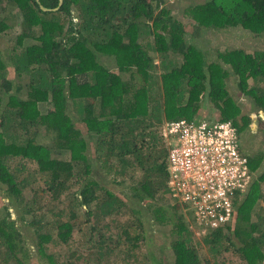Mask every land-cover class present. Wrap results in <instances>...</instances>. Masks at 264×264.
Instances as JSON below:
<instances>
[{
    "label": "trees",
    "instance_id": "trees-1",
    "mask_svg": "<svg viewBox=\"0 0 264 264\" xmlns=\"http://www.w3.org/2000/svg\"><path fill=\"white\" fill-rule=\"evenodd\" d=\"M40 1L49 9L43 10L36 0H0V35L14 27L8 21L11 16L2 13L9 7L20 13L13 48L0 46V184L21 209L19 219L0 218V264H26L33 250L24 230L32 223L36 258L42 264H58L57 254L47 245L69 244L82 208L96 218L91 233L99 235L97 247L107 246L112 253L124 246L120 240L109 241L115 235L106 233L97 217L130 215L121 233L129 243L125 257L134 256L132 249L139 247L145 228L143 219L132 216L129 201L142 207L158 202L153 216L158 223H168L174 236L172 264H227L230 260L221 255L231 249L243 264H264V207H254L264 199V149L254 156L242 152L257 176L238 194L232 220L194 240L184 208L169 197L168 146L159 139L165 141L163 122L183 118L230 120L240 137L252 117L229 91L232 76L237 91L257 110L258 143L264 147V48L220 46L214 60L207 62L202 37L203 31L234 28L262 37L264 0H196L185 6L192 31L163 0H63L61 5L60 0ZM103 58H113L115 67ZM178 59L180 65L175 64ZM25 76L27 82L22 83ZM204 100L219 109V118L200 116ZM41 104L48 109L43 111ZM43 131L50 143L38 141ZM53 150L69 151V158L54 157ZM16 160L36 167L21 176L25 165H12ZM109 167L133 180L127 198L97 181ZM26 188L33 192L29 201L23 197ZM45 192L52 200L66 195L69 201L68 218L62 219L67 210H54L56 238L34 216L37 196ZM18 220L23 222L20 227ZM204 248L211 255L203 260ZM87 250L86 264H103L105 256ZM81 258L79 254L64 264H79ZM160 263L166 264L164 258Z\"/></svg>",
    "mask_w": 264,
    "mask_h": 264
},
{
    "label": "rangeland",
    "instance_id": "rangeland-1",
    "mask_svg": "<svg viewBox=\"0 0 264 264\" xmlns=\"http://www.w3.org/2000/svg\"><path fill=\"white\" fill-rule=\"evenodd\" d=\"M165 1V5H167L171 9V14L180 22L186 25L187 30L192 31V21H190L187 17H185V6L191 3L196 2V0H163ZM76 11H72V16L74 17V21L76 24H78L79 20L76 18ZM2 16H11L9 18V22L14 25L13 29H10L6 32H4L2 35H0V46L1 48H7L9 50L10 48H13V44L15 43L16 36L19 34V27L17 26L20 20V13L12 7H9L4 13H2ZM17 21V23H15ZM16 24V25H15ZM202 37L205 38V49L207 50V62H211L214 60V51L220 47V46H229L234 48H244L248 51L250 50H256V49H263L264 48V35L262 37H253L250 34H247L242 29H229V30H208L203 31ZM5 38H11V39H5ZM210 52V53H209ZM103 61L106 65L109 67H115L114 59L113 58H103ZM156 65L159 67L158 73L161 74L164 70L161 68V65L159 63V57L156 55L155 59ZM176 65H180V59H178L175 63ZM171 66V65H170ZM27 76L23 79L22 83H26ZM26 85V84H25ZM228 88L231 92V95L236 99V101L241 105V107L244 109L243 112H249L252 117V123L246 131H244L240 137H239V148L240 151L243 153H248L251 156H254L255 153L260 151L264 147L258 143L259 136L258 131L260 129L259 122H258V113L257 110L251 107V102L249 100V97L245 94L238 92L235 86V83L233 81V77L228 78ZM25 89V86H24ZM24 92V91H23ZM48 104H41V109L43 111H46L48 109ZM255 110V111H254ZM219 109L215 108L214 106L207 105L206 100H204V106L201 110L200 116L202 118H219ZM261 115H264V112L260 110ZM201 118V119H202ZM196 119V118H195ZM164 124V122H163ZM162 124V126H163ZM162 126H160L161 132H162ZM160 132V130H159ZM158 132V135L160 136V133ZM164 136V135H163ZM38 141L43 143H50L51 139L49 136L45 135L44 131L42 134L38 135L37 137ZM161 142H165L162 140V138H159ZM158 147H161V143L157 142ZM54 157H59L62 159H68L69 158V151H63L59 152L57 150H53ZM111 163V161H110ZM112 163L116 165L119 168L118 160L113 159ZM25 165V169H22L21 176H25L27 173V168H33L36 167L35 164L29 163L28 161H21L16 160L13 162L12 165H17L22 167V165ZM131 174V173H130ZM254 178L257 176V172H253ZM253 179V178H252ZM124 180V181H123ZM102 185L106 186L115 194H119L121 197L127 198L130 196L131 193V185L133 180L127 179L126 175H120L116 172L115 169L112 167L106 168L101 171V173L98 175V180ZM252 181V180H251ZM122 182V183H121ZM37 184L39 185V180L37 181ZM42 186L46 188V185L42 182ZM79 186H77L74 191L78 190ZM29 195H27V192ZM23 191V197L24 201H29L32 197V190L30 188H26ZM263 194H264V188H263ZM70 197H72L69 194ZM165 198L167 199L168 196L165 195ZM64 201V202H60ZM169 201V199L167 200ZM170 202V201H169ZM60 203V204H59ZM132 206V216H137L143 219L144 223V232L143 237L140 238V241L137 243L139 245L138 248L132 249V252L134 253V256L131 257H125L124 250L127 246H129V243L126 242V239L124 236H122V231L124 229V221L128 216L130 215H109L108 217H97V219L101 222V224L105 225L106 227V233L113 234L115 237L112 240H120V244H122L124 247H115L114 253L107 252V246H104L102 248L97 247V239L98 234H92L91 229L93 226V223L95 222V217L93 216L90 218L87 216L84 212V208L78 211L80 214V218H78L77 224L79 225L71 235L69 241V244L65 245L60 241L59 245H55L54 242H50L47 247L50 253L57 254V263L58 264H64L70 259L74 258V256L77 258V255H82L81 259H78L79 264H86L85 263V257L87 256L88 248L91 247L95 254H99L102 256H105V258H102L103 264H124V262H128L129 264H157L161 258H164L166 264H172L174 261V254L173 249L171 247V243L174 239L173 234L170 233V225L168 223H158L154 216H153V208L158 204L157 201L153 202H147L143 207L140 205L133 204L132 201H129ZM259 205H262L264 207V199L263 201H259V203H255L258 207ZM63 208L66 212L62 216V219L68 218L70 215L69 211V201L66 195H63L60 200H52L47 192L38 195L37 196V203L35 205V217L38 220V224L44 227V230L49 231L52 233L53 237L56 238L57 229L56 226H54V222L57 220V216L54 215L55 208ZM27 208V207H26ZM20 209V208H19ZM17 209V206L9 201V198L7 196L6 192V186L0 184V218H2L5 215H11L13 219H19L21 209L19 211ZM58 211V209H56ZM184 218L186 219L187 223L189 224V228L192 232V238L194 240H201L202 235H205L209 233L210 231L203 234V232L198 231L197 226H195V223L192 220V217L190 214L186 213L184 210L182 211ZM28 216V220H31L33 217ZM23 222L21 220H18L17 225L20 227ZM36 224L30 225L26 224V229L24 230L25 234H28L29 238H27V244L31 247V250H33L31 256L27 259L26 264H42L44 261L36 258L37 255L35 254V247L33 245L35 241V229L33 226ZM109 227V229H108ZM132 234L134 229H129ZM139 232H141V229L139 228ZM137 231H135V234ZM97 247V248H96ZM198 247V246H196ZM200 247V246H199ZM96 248V249H95ZM207 248L202 249L201 251V257L203 260L206 258H210V253ZM119 252V253H118ZM118 253V254H117ZM117 254V255H116ZM107 255V257H106ZM205 256V257H204ZM222 258L227 260H230L227 264H243L241 261L238 260L237 255H235V252L231 249L229 251L224 252L221 255ZM154 258H156V261L154 262ZM154 262V263H153ZM161 264V263H160ZM215 264V263H214Z\"/></svg>",
    "mask_w": 264,
    "mask_h": 264
},
{
    "label": "built area",
    "instance_id": "built-area-1",
    "mask_svg": "<svg viewBox=\"0 0 264 264\" xmlns=\"http://www.w3.org/2000/svg\"><path fill=\"white\" fill-rule=\"evenodd\" d=\"M169 197L191 215L198 231L223 227L232 220L235 200L252 178L248 157L239 148L232 121H167Z\"/></svg>",
    "mask_w": 264,
    "mask_h": 264
},
{
    "label": "water",
    "instance_id": "water-1",
    "mask_svg": "<svg viewBox=\"0 0 264 264\" xmlns=\"http://www.w3.org/2000/svg\"><path fill=\"white\" fill-rule=\"evenodd\" d=\"M39 4H40V6H41V8L43 9V10H48L49 8H47V7H45V6H43L42 4H41V1L40 0H36ZM63 3V0H60V5ZM57 9V8H56Z\"/></svg>",
    "mask_w": 264,
    "mask_h": 264
},
{
    "label": "flooded vegetation",
    "instance_id": "flooded-vegetation-1",
    "mask_svg": "<svg viewBox=\"0 0 264 264\" xmlns=\"http://www.w3.org/2000/svg\"><path fill=\"white\" fill-rule=\"evenodd\" d=\"M58 9V8H57Z\"/></svg>",
    "mask_w": 264,
    "mask_h": 264
}]
</instances>
